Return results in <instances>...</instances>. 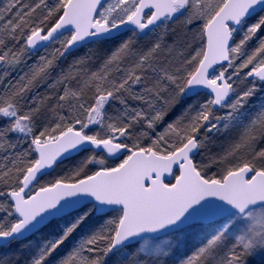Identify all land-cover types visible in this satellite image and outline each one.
Masks as SVG:
<instances>
[{"label": "snow or ice", "instance_id": "6c2138e0", "mask_svg": "<svg viewBox=\"0 0 264 264\" xmlns=\"http://www.w3.org/2000/svg\"><path fill=\"white\" fill-rule=\"evenodd\" d=\"M0 264H264V0H0Z\"/></svg>", "mask_w": 264, "mask_h": 264}, {"label": "rangeland", "instance_id": "374dc122", "mask_svg": "<svg viewBox=\"0 0 264 264\" xmlns=\"http://www.w3.org/2000/svg\"><path fill=\"white\" fill-rule=\"evenodd\" d=\"M203 93L204 92H201V98L203 97ZM197 159H198V157H197ZM58 170H60V168H58ZM58 170L56 169V171L52 173V175H53L52 177L56 176V173H58Z\"/></svg>", "mask_w": 264, "mask_h": 264}, {"label": "trees", "instance_id": "16d2710c", "mask_svg": "<svg viewBox=\"0 0 264 264\" xmlns=\"http://www.w3.org/2000/svg\"><path fill=\"white\" fill-rule=\"evenodd\" d=\"M169 42H170V41H169ZM68 59H71V57H68ZM198 159H199V157H198ZM63 167H65V165H62L61 168H60V170L57 169L58 172H60V171L62 170ZM56 174H57V173H56ZM52 176H53V175H52ZM51 178H53V177H46L45 179H51Z\"/></svg>", "mask_w": 264, "mask_h": 264}, {"label": "water", "instance_id": "95a60500", "mask_svg": "<svg viewBox=\"0 0 264 264\" xmlns=\"http://www.w3.org/2000/svg\"><path fill=\"white\" fill-rule=\"evenodd\" d=\"M219 67V65H217V68ZM206 89L201 90V92H206ZM169 180H171L172 182H174V179L172 177H168Z\"/></svg>", "mask_w": 264, "mask_h": 264}]
</instances>
